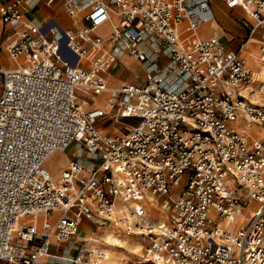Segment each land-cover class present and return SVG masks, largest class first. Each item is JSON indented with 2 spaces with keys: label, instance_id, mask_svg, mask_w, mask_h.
<instances>
[{
  "label": "built area",
  "instance_id": "1",
  "mask_svg": "<svg viewBox=\"0 0 264 264\" xmlns=\"http://www.w3.org/2000/svg\"><path fill=\"white\" fill-rule=\"evenodd\" d=\"M222 1L244 10L247 41L256 36L264 54V0ZM21 3L0 4L11 28L0 58L13 63L0 65V264H119L103 239L79 237L84 220L93 234L148 242L144 259L126 264H264V139L233 125L263 123L264 103L244 90L256 82L245 43L192 39L214 18L210 0H46L71 17L90 7L76 30L35 23ZM112 14L110 36L94 35ZM126 55L145 81L114 88L116 114L97 97ZM112 119L120 132L101 128ZM58 153L71 155L59 177L47 165ZM149 195L163 198L164 218Z\"/></svg>",
  "mask_w": 264,
  "mask_h": 264
},
{
  "label": "crops",
  "instance_id": "2",
  "mask_svg": "<svg viewBox=\"0 0 264 264\" xmlns=\"http://www.w3.org/2000/svg\"><path fill=\"white\" fill-rule=\"evenodd\" d=\"M13 1L16 0H0V4H8L11 3ZM21 7L23 8L25 15L28 19L34 21L35 23L39 22H56L57 24H60L62 27H64L65 29H78L81 26L86 27L88 24L87 22L84 20L85 15L89 12L90 7H86V8H82L79 10V13L77 15V17H71L68 14V10L67 7L60 5V4H56L55 6H50L46 3V0H21ZM105 2L109 3L111 2V0H105ZM211 3V8L212 11L214 13V18L207 21V22H203L199 25L198 29L196 30L195 36L192 37V39L197 40L199 38H209V37H219L222 39L223 43L225 44L226 48L230 51H236L238 49H240V46L242 44H246L244 45V49L246 48V51L249 52L251 51V47L249 46L250 42L254 41V44H258L259 47V43H258V38H256V36L253 37V41L248 40V30L246 28V26L242 23V21L240 20V17H242L244 15V10L241 7H236L235 9H229L225 2H223L222 0H210ZM237 12H240L241 15L238 18V20H240L241 23H237L236 20H234L235 18H233L232 20H234V24H235V28H228L227 26H225L218 18L221 16V14H225V15H235ZM119 22V17L117 14H112L111 16V20L108 22V24H106L105 26L97 29L96 31L93 32L94 35H99L102 36L104 38H108L110 36V34L113 32L112 26L110 23H113V26L117 25ZM187 22H184L183 25H185ZM111 31V32H110ZM110 32V33H109ZM11 33V28L10 26H8L7 24H4L1 16H0V44H2V42L5 40V37L7 34ZM187 35V34H186ZM224 40L228 41L229 43H226ZM236 40H240L239 43L236 42ZM253 44V45H254ZM106 47L109 48L110 47V43L107 42L105 43ZM255 46V45H254ZM258 50V49H257ZM242 51V50H241ZM241 51H240V55H241ZM243 52V51H242ZM125 57H130V55H126ZM244 57V56H243ZM122 58L121 62H119L113 69L112 72L111 71H107L104 73V76L107 78L108 84H109V88H120L125 84H129V83H138L141 84L145 81L144 76L142 79H138V80H130L128 79V77H126L127 75H123L124 71L127 70L128 72V67L126 66V62L124 61V59ZM245 58V57H244ZM139 65V68L142 67L140 65V63L138 61H136ZM132 63V60H131ZM7 65V66H12L13 63L10 62V60H8V58L6 56H2L0 58V65ZM249 64V63H248ZM132 66H134V64L132 63ZM250 66V65H249ZM251 67V66H250ZM252 71L254 72L253 68L251 67ZM114 84L113 86L111 85ZM261 83V81L259 83H255L256 86L259 85ZM109 93L105 92L103 93L100 97V101L98 103L99 106H104L105 102L107 100V98H109ZM99 97V98H100ZM258 97L262 98L263 95H259ZM264 100V99H263ZM109 108V107H107ZM113 113H116V110H111ZM127 120V119H125ZM111 123H114V126L116 125V122L114 119L109 120V121H105L101 124V128L103 129V131H108V132H116L113 131V129L111 130H105L103 127L104 125L110 126ZM126 123V122H125ZM130 123V122H129ZM117 126V125H116ZM120 128L118 127V130ZM120 131V130H119ZM61 155H63L64 153H60ZM71 155H69V153H65L64 154V161L62 162L61 166H59L58 170H54L51 169L54 174L56 176L59 177V174L61 172V170L63 169L64 166L67 165L68 161L70 160ZM83 161H86L87 158L82 157L81 158ZM89 225V227L85 230H83V234L85 236H80V230H79V237L80 238H88L93 236V228L92 226H90V224L87 223V226ZM82 227V226H81ZM81 229V228H80ZM91 230L92 233L91 234H86V231ZM114 261H112L110 259L109 263H112ZM116 263V262H115Z\"/></svg>",
  "mask_w": 264,
  "mask_h": 264
},
{
  "label": "rangeland",
  "instance_id": "3",
  "mask_svg": "<svg viewBox=\"0 0 264 264\" xmlns=\"http://www.w3.org/2000/svg\"><path fill=\"white\" fill-rule=\"evenodd\" d=\"M241 13L240 12H237L235 15H225V14H221V16L218 18L225 26H227L228 28H235V24H234V20H236L237 23H241L240 20H238V18L240 17ZM233 18H235L234 20H232ZM226 43H229L228 41L224 40ZM237 43L240 42V40H236ZM254 42L249 45L251 47V51L247 52L246 51V48L245 47V50H243L242 52V55L246 57L247 59V62L249 63V65L253 68V70L256 72V75L259 77L258 79L259 80H264V77H261V75H258L260 73H258V70H257V67L251 62V56H250V53H254V52H258L259 51L257 49H259L258 47V44H254ZM124 61L126 62V66L128 67V72L127 70L124 71L123 75H127L126 77H128V79L130 80H138V79H142L143 76V71L141 70V68H139V64L136 62L135 59H133L131 56L130 57H125L123 58ZM131 60H132V63L134 64V66H132V63H131ZM117 65V64H116ZM114 65L112 68H110L109 71L112 72V69L116 66ZM261 77V78H260ZM257 81L256 83H259L260 81ZM111 85L113 86L114 84L111 83ZM256 85V84H255ZM257 89V88H256ZM258 94H256L257 96ZM257 99L260 100L261 102H264V95L262 98L258 97L257 96ZM103 100V99H101ZM117 114V112H116ZM137 119H134V118H130V119H127V120H122L120 119V121L122 122H126V123H129V122H136ZM117 125V126H116ZM115 126H114V123H111L110 126H107V125H104V129L105 130H112L113 131H116V132H120L118 130V127L119 126H123L121 123H117ZM234 126L238 127V126H241V125H244L246 126L247 128H249V130L251 131V133L253 134L254 137H252L253 139H264V122L263 123H250L249 121H246L244 116H242L239 120H237V122H235L233 124ZM122 130V128H121ZM76 143L73 142L70 147L68 148L69 150V153H71L73 150V147ZM88 155L87 154H84V157L86 158ZM64 161V154L61 155L60 153L58 154H55L53 155L49 160H48V167L51 168V169H54V170H58L59 169V166H61L62 162ZM155 200H156V203L153 204L152 202V197H151V200L149 201V205L151 207L150 209V212L153 216H155L156 218H164L165 217V214H164V211H163V208H162V199H157L156 197H154ZM158 202V204H157ZM257 207V203H252L251 205H249L248 209L244 211V217L247 216L251 211H253L254 209H256ZM244 217H240V220L237 222V225L240 226V224L242 223V221L244 220ZM42 220H43V214L40 216V223L42 225ZM89 221L87 220H84V223L82 224V227L80 229V236H85L83 233V230L87 229L89 227V225L87 226V223ZM106 230H109V231H112L113 233H115L116 235H118V237L120 239H123L124 241H126V243H123V242H118L117 245H120L122 244V247L120 248H116L114 250H116V252H118V256H117V259H111L112 263H119V264H126L128 260L130 259H144V252H145V248L148 246V242L144 240V238H142V236H140L139 234H136V233H132V234H128V233H125V232H122V231H119V230H113L111 228H106V229H103V232L100 231V232H97L96 234H93L91 230H87L85 233L86 234H91L94 236V237H99L102 241V239L105 241L104 245H102L104 248L106 247H112L110 243L106 242L107 239H105V237L102 235L106 232ZM119 231V232H117ZM103 236V237H102ZM95 244V243H94ZM96 245V244H95ZM126 258V259H124ZM148 264H155L154 262H151V263H148Z\"/></svg>",
  "mask_w": 264,
  "mask_h": 264
},
{
  "label": "bare ground",
  "instance_id": "4",
  "mask_svg": "<svg viewBox=\"0 0 264 264\" xmlns=\"http://www.w3.org/2000/svg\"><path fill=\"white\" fill-rule=\"evenodd\" d=\"M111 24V26H112V29H111V31L113 30V28H114V26H113V23H110ZM199 29H200V27H199ZM198 29V30H199ZM110 31V32H111ZM109 32V33H110ZM254 40V39H253ZM253 40H251V41H253ZM254 42V41H253ZM253 42H250L249 43V45H251ZM247 44V43H246ZM245 44V45H246ZM244 49V48H243ZM243 49H242V51H243ZM242 51H241V56H243L242 55ZM258 51H259V49H258ZM104 53V51H102L99 55H101V54H103ZM250 56H251V62H252V64H253V66L255 65L256 67H257V70H258V73H260V74H258V75H261V77H264V54H262L260 51H259V53L258 52H254V53H250ZM245 57V56H244ZM245 59H246V57H245ZM246 61H247V59H246ZM248 63V62H247ZM254 73H255V79H256V82L259 80L258 78V76L256 75V72L254 71ZM260 77V78H261ZM259 81H263L264 82V80H259ZM255 82V83H256ZM255 83L253 84V85H250V87H248V88H245L244 90H245V92H246V94H248L249 95V98H250V100L251 101H253V102H260V103H264V102H261L260 100H258L257 99V96H256V94H259V95H264V93H261L259 90H258V88L256 87V85H255ZM107 84H108V81H107ZM257 88V89H256ZM114 88H109V84H108V89L105 91V92H108L109 93V98L111 97V94H113L114 93ZM105 92H103V93H105ZM102 93V94H103ZM101 94V95H102ZM109 98H107V100H106V102H105V105L104 106H102V107H109V108H107L108 110H111V107L108 105V99ZM97 99H98V103H99V101H100V99H101V97L99 98V97H97ZM246 121H249V120H246ZM250 122V121H249ZM251 123V122H250ZM235 128H237V129H239V130H241V131H243V132H245V133H247L249 136H252V137H254L253 136V134L251 133V131L249 130V128H247L246 126H244V125H241V126H238V127H236L235 126ZM151 197L153 198L152 199V202H153V204L154 203H156V200H155V198H154V196H151V195H149L148 196V198H149V200L148 201H150L151 200ZM157 204H158V202H157ZM165 214V213H164ZM166 216V215H165ZM104 237H105V239H107V241L106 242H108V243H110L111 244V246H113V248L112 247H106V252H107V254H108V257H110V259H117V256H118V252H116V250H114V249H116V248H120V247H122V244H120V245H117L118 244V242H123V243H126V241H124L123 239H120L119 237H118V235H116L115 233H113L112 231H109V230H106V232L104 233V234H102ZM102 236V237H103ZM84 240H87V245L88 246H92V247H95L96 245L94 244V242L93 241H97V240H100L101 241V239L99 238V237H94V236H91V237H88V238H83ZM124 259H126V258H124ZM161 264H163L162 262H161ZM171 264H173V263H171Z\"/></svg>",
  "mask_w": 264,
  "mask_h": 264
}]
</instances>
